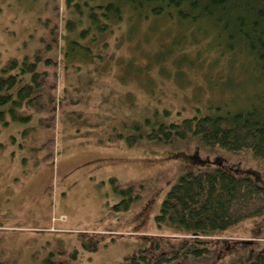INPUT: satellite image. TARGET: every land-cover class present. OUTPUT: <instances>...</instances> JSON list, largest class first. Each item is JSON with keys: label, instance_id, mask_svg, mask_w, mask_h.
<instances>
[{"label": "rangeland", "instance_id": "374dc122", "mask_svg": "<svg viewBox=\"0 0 264 264\" xmlns=\"http://www.w3.org/2000/svg\"><path fill=\"white\" fill-rule=\"evenodd\" d=\"M66 16L64 0H0V69L38 55L48 73L36 105L19 110L29 120L0 123V264H130L140 250L180 256L166 264H239L261 253L264 214L213 237L200 257L180 252L184 235L154 217L182 172L224 167L264 186V157L195 136L161 144L133 127L155 110L179 121L234 108L249 73L216 60L201 32L174 40L187 32L166 20L122 42L115 31L101 60L64 63Z\"/></svg>", "mask_w": 264, "mask_h": 264}, {"label": "trees", "instance_id": "16d2710c", "mask_svg": "<svg viewBox=\"0 0 264 264\" xmlns=\"http://www.w3.org/2000/svg\"><path fill=\"white\" fill-rule=\"evenodd\" d=\"M64 7L67 16L60 52L64 63L77 66L103 59L115 31H120L118 40L122 42L141 25L147 27L145 35L147 29L154 30L157 20L186 30L188 34L181 36L180 32L174 37L178 42L185 36L197 39L205 34L216 51V60L220 58L228 66L238 62L239 71L249 73L252 87L245 101L234 108L218 105L179 121H166L161 115L167 111L161 114L155 110L151 116L136 120L135 134L161 144L195 136L207 145L233 152L248 149L264 157V0H64ZM39 61L38 55L33 60L10 59L2 67L1 124L8 123L5 114L13 120H29V115L18 114V110L36 105L35 100L43 94L48 73L38 69ZM136 136L129 135L128 143H136ZM132 198L127 194L120 208L127 209ZM263 214V185L248 175L215 167L182 172L164 196L154 220L159 228L184 235L180 252L185 248V253L200 257L208 252L213 237ZM179 257L169 258L164 252L147 256L140 250L127 259L130 264H166ZM239 264H264V250Z\"/></svg>", "mask_w": 264, "mask_h": 264}, {"label": "flooded vegetation", "instance_id": "af4514ba", "mask_svg": "<svg viewBox=\"0 0 264 264\" xmlns=\"http://www.w3.org/2000/svg\"><path fill=\"white\" fill-rule=\"evenodd\" d=\"M0 71H1V69H0ZM0 75H2V73H0ZM25 108V107H24ZM19 110H21V109H19ZM19 110H18V114H19ZM10 118V116H9V114L7 115V114H5V119L7 120V122H8V119Z\"/></svg>", "mask_w": 264, "mask_h": 264}]
</instances>
